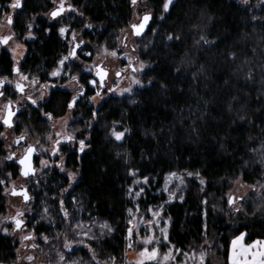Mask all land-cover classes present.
Masks as SVG:
<instances>
[{"label":"trees","instance_id":"obj_1","mask_svg":"<svg viewBox=\"0 0 264 264\" xmlns=\"http://www.w3.org/2000/svg\"><path fill=\"white\" fill-rule=\"evenodd\" d=\"M67 1L83 15L69 12L50 23L51 0H25L15 15L20 40L26 25H35V39L24 42L26 51L19 67L40 83L49 82L50 73L67 55L70 32L80 29L90 45L116 49L121 29H128L134 17L130 0ZM161 5L162 0H146L141 5L155 17L137 38L138 56L146 65L143 88L131 95L108 97L97 106L89 103V90L74 110L73 125L79 128L76 136L88 137L89 147L84 153L78 151L79 146L62 149L66 172L76 173L71 188L59 168L29 178L35 200L28 229L36 238L39 254L49 258L46 264H56L58 251L68 255L69 263L77 259L96 264L86 248L76 246L67 252L63 247L66 237L74 239L68 224L77 221L98 237L87 243L101 264L109 262L110 256L122 264L128 209L134 207L129 188L133 193L144 188L139 199L142 208L162 206V215L168 220V242L175 248L183 252L211 240L208 264H227L229 243L240 233H247V243L264 240V218L256 208L255 195L242 201V211L237 214L228 212L225 201L231 182L238 177L245 185L264 184V4L257 8L255 0L247 5L237 0H175L164 14L166 18L160 20ZM86 24L92 27L86 28ZM60 27L69 28L64 38L59 35ZM169 34L180 39L169 41ZM201 35L214 43L197 44ZM86 49L91 50L90 46ZM12 66L10 54L0 52V77L9 76ZM70 97L69 92L56 89L35 108L29 105L18 116L15 132L33 129L44 138L49 125L41 112L63 117ZM93 112L98 113L94 120ZM114 122L129 129L121 143L108 135ZM4 158L0 137V180L8 173L18 177L16 164ZM188 172H199L205 183L201 185ZM171 173L184 177L179 195L183 200L168 202L163 193L165 177ZM144 177L149 183H142ZM2 191L0 185V219L6 201ZM61 199L69 221L60 212ZM204 200L208 203H202ZM104 222L113 231L103 230L100 237L99 224ZM42 236L48 237V243ZM18 245L0 233V264H16Z\"/></svg>","mask_w":264,"mask_h":264},{"label":"snow or ice","instance_id":"obj_2","mask_svg":"<svg viewBox=\"0 0 264 264\" xmlns=\"http://www.w3.org/2000/svg\"><path fill=\"white\" fill-rule=\"evenodd\" d=\"M53 4L56 5V7L49 12L47 15L51 20H55L56 18L60 17L65 11H70V12H75L77 15H83L80 13L75 7L72 5H68L65 7V0H59V4H57V0H52ZM262 4H264V0H260ZM24 0H12V2L8 5L14 12L17 9H22L23 7ZM131 5L135 8L141 3L146 4V0H130ZM175 0H162V5H161V15L159 16L160 20H164L166 17L164 14L169 13L171 10V7L174 6ZM242 3L247 4L248 0H242ZM136 18L138 22H131L128 25V29H130V34L134 38H139L141 37L145 31L150 27L151 22L154 20V13L149 9L147 11H144L143 14L141 15L140 13H136ZM255 19V17H253ZM35 20V17L33 18ZM6 21L7 24L11 27L13 25V16L12 15H7L6 16ZM34 23L30 22L26 25V29L28 34L25 36V39H35V36L32 35V29L34 27ZM86 28H91V24H86ZM59 35L61 38H64L65 35L69 32V28L66 27H60L59 28ZM127 29H121V32H126ZM155 31V30H153ZM15 33L13 35H8V36H3L0 37V45H9V41L13 40ZM78 33L72 32V40L69 42L70 43V48L69 52L67 55H64L57 64V67L50 73V76L53 78L57 77H62V76H69L70 80L67 85H61V87H73L75 90V94L72 95L71 100L67 102L66 107L68 109V115L65 117H60L59 120L54 116L52 112H41V114L45 117L47 121L53 122L51 124V127L55 129L57 127V124L60 125L61 130L60 131H55V132H49L47 135V139L52 142L53 146L51 148V155L53 156H59L60 163L56 164V167L60 169L61 172H66V169L63 165V155L61 154V145H72L73 147L78 144V151L80 153H84L86 148L89 147V145L86 143L88 137H85L84 139H77L75 132H67L65 129L67 128L68 121L72 119V113L74 112L77 104L79 103L80 99L86 96V92L84 90V85L80 83V77L78 75H72L71 71L65 72L64 70L66 68H71L73 65L70 64V61H76L80 59V56L77 52L78 49H81V46L85 43L83 39H77ZM167 40L171 41L173 39L179 40V36H173L171 34L167 35L166 37ZM118 42H122L123 46L127 48V41H128V36L125 35L123 37V40L121 41L120 37H117ZM203 42L204 44H211L214 43V41L208 40L205 36L201 35L200 39L197 41V44L200 42ZM23 45L20 43H17L15 45V48H9V51L12 52L13 54V60L15 61L14 66L12 68V72L19 77V81H28L31 85H36L38 84V80L33 77L29 81V77L25 75L22 71L21 68L18 66L19 61L16 60V55H17V49L22 48ZM101 51L104 54L110 55L113 58H119V53L117 52L116 49H109L108 46L105 44L102 46ZM135 51V49H133ZM19 55L22 57L23 53H19ZM85 56H91V52H85ZM126 55V54H125ZM127 58V55H126ZM145 68V65L141 62L139 65V68L135 67L132 65L131 59H129V63L127 65V68H121L119 71L115 72V77L116 79L113 80L114 84H118V81L120 77L122 76V73L126 71L127 69H131V83L132 84H140V80L136 77L135 73L137 71H143ZM84 71L89 72L94 74L96 78L88 80L87 84L90 86L91 89L95 90L94 95L91 97H88L89 102L95 103L97 101L98 97H102L103 92L101 90H105L108 92H114L115 89L112 87H107L106 81L109 76V72L107 69L103 68L99 64H93L91 66H85ZM5 83L11 84L12 81L8 77H0V88L3 87ZM151 83V81H150ZM55 84H49V85H40V88L43 89L40 91L39 96L33 98L31 94L25 93V86L24 84L17 82L15 84V91L17 93H20L23 99L27 100L31 105L37 106L39 101L44 100L47 89L49 87H55ZM7 89L5 90H0V98H5ZM131 91V86L128 88H124L121 91V94L123 92H130ZM20 101L17 100L15 103H19ZM13 105L14 102L10 99H8L5 103L2 105V111L4 112V115L0 117V124L5 126L6 128H13V117L17 115V112H19V108L16 109V111H13ZM98 113L93 112L92 113V118L93 120L96 119ZM243 119V117H241ZM88 126H91V121H89ZM76 131H79L78 129ZM129 131V129L124 128L123 131H118L116 128V122L113 123L111 130L109 131L108 135L109 137H114L116 141H121L124 137L125 134ZM0 137H4L6 139V136L4 135L3 132H0ZM25 140V135L21 134L19 138H17L13 143L16 145H21V142ZM37 146H39L40 150L42 151H49L48 149L43 148V144L39 139L36 140L35 145L33 144H28L24 148V155L20 158H16L14 153H10L8 156H6L4 159L9 160V161H15L16 164L20 166L19 168V174L21 177L25 178L27 180L29 177L34 176L36 174V169L33 168L32 166V155L33 153L37 152ZM40 164L43 167H48V161L41 159ZM129 175L135 176V172H130ZM187 175L189 177L195 176L197 179H199V183L203 185L205 181L200 178L199 172L192 173L188 172ZM8 176L11 177L12 173H8ZM67 180L69 183V188H71L72 184L76 180V173L74 172H66ZM171 177H175V173L170 174ZM180 181V184H183V178L177 177ZM135 183L139 184L141 183L140 180L134 181ZM142 183L147 184L149 183L148 177H144ZM233 183L239 184L240 187H247L253 189L255 191L256 189L254 188L253 185H245L241 179L238 177L236 178ZM259 183V182H258ZM0 185H5L4 189V194L5 195H12V196H20L23 198V201L27 203L31 197L28 194V191L26 188L21 186V189L17 191L16 187L13 186L11 190L8 189L6 186L5 180H0ZM261 188H264V184H260ZM165 191H169L167 188V182L165 185ZM203 190V189H201ZM68 189H63L61 192V196H63L64 192H67ZM129 195H134L135 197H139L143 192L144 188H140L139 191H136L133 193V189L129 188L128 189ZM175 196L174 192H169V201ZM181 200H183V197H180ZM243 199V197H234L232 195H228L227 198V204L234 208L235 211L240 212L242 209L237 206V201ZM60 203V212L63 214V217L66 221L70 220V214L65 208V201L61 199L59 201ZM202 203L207 204L208 201L204 200ZM139 209H137L138 211ZM147 211L152 212L153 216H159V212L153 211V209L149 208ZM45 212H47V209H45ZM129 216H132V209H128ZM23 213L19 210H17L16 215L14 217H11V224L14 226L13 231L10 232L8 227H4L2 231L4 232L5 235H12L13 232L15 231H20L23 229L25 226V221L22 219ZM8 218H2L0 219V223L3 222V220H7ZM95 223V221H93ZM146 224H152V221H146ZM128 224L131 225L130 227L127 228V235L124 237V239L127 241L126 244V254L128 250H131L133 248V244H139L141 245V248L137 252L138 259L135 261V264H150L152 261H156L157 264H161V262L158 259L159 255V248L158 247H151L149 248V245L155 244H164L167 246L168 244V233L165 228H161V234L163 237V240H159L156 237L152 235H146L141 237L139 232L136 231L138 228V225H132V219H129ZM68 227L72 230L74 239H68L67 237L65 238L64 241V249L67 252H72L73 248L76 246H82L83 248H86L89 253L92 254L91 259L96 262V264H101V262L97 259L95 249L91 247L87 241H92L98 239V237L95 234H92V230L89 227L87 230H85V226L77 221L75 225L69 223ZM206 227V226H205ZM99 228L102 230L100 232V237H102L105 233L103 230H106L107 233H111L113 229L111 228L110 225H108L106 222L100 223ZM247 233H240L239 235L235 236L234 239L231 240V249L228 255V262L229 264H264V240H255L250 244L245 243V236ZM45 243H48V237L47 236H42L41 237ZM28 240H35V236H33L31 233H28L24 235L21 239V245L23 246L24 241ZM206 245H208L207 239H205L204 242ZM209 248H211V245H208ZM31 247L33 249H36L39 247L38 244L32 243ZM203 247V246H202ZM17 252L19 253V249H17ZM176 254L182 253V250L179 248L175 249ZM185 257H188L187 252L182 253ZM57 256L59 257V262H62V264H69V259L66 257V255L63 252H57ZM206 256L207 253L206 251H201L199 253V264H205L206 262ZM251 257V259H249ZM26 259L31 262L32 260L35 259L33 256H27ZM177 259V255L173 254L172 249L170 248L167 253L164 254L163 256V262H168L170 260L175 261ZM192 259H197V257L194 255ZM109 262L110 264H116V257L110 256L109 257ZM109 262H105V264H109ZM70 264H80L78 260H72L70 261ZM180 264H186V261L180 262Z\"/></svg>","mask_w":264,"mask_h":264},{"label":"rangeland","instance_id":"obj_3","mask_svg":"<svg viewBox=\"0 0 264 264\" xmlns=\"http://www.w3.org/2000/svg\"><path fill=\"white\" fill-rule=\"evenodd\" d=\"M237 1L241 4H244V3H242V0H237ZM51 2H52V0H51ZM249 2H250V0H248L247 4H249ZM58 3H59V0H57V4ZM247 4H244V5H247ZM68 5L69 4H65V6H68ZM141 5H142V3L134 8V17L132 19V22H138L136 15H135L136 13H140L142 15L144 11H147ZM260 5H262L260 0H255V6L258 8ZM54 6H56V5H54ZM16 13H17V10H15V12H14L9 7L8 12H5L4 14L1 15V17H0V37L13 35L12 27H10L7 24L6 16L7 15H15ZM72 32L78 33L77 39H83L85 41V43L83 44L84 48L77 50V52L80 56V59L76 60V61H70V64L73 66L70 69L66 68L64 71L67 72L70 70L72 75H78L80 77V83L82 85H84V87H88L89 85L87 84V80L88 79L91 80V79H94L96 77L94 76V74L84 71V68H85V66H91L93 64H99L103 68L107 69V71L109 72V76H108L107 81H106L107 87H112L115 89L114 92H108V91H106V89L101 90L103 92L102 97H98L97 101L95 103L89 102L90 104L97 106L103 100H105L108 97H122V96L131 95L135 89L143 88L142 83H140V84H132L131 83V78H130L131 77V69H127L126 71H124L122 73V76L120 77V79L118 81V84L113 83V80L116 79L115 72L119 71L121 68H127V65L129 63V59H131L132 65L137 67V68H139V65L141 63V60L139 59V56H138L137 38H134L131 36L130 29H127L126 32H122L120 35L121 41L123 40V37L125 35L128 36V41H127L128 46H127V48H125L123 46L122 42H118L116 50L119 49V50H117V52L119 53V58H113L110 55L104 54L101 51V48H102V46H104V44H100V45L91 44L90 45V43L85 38H83V31L82 30L79 29L78 31H72ZM72 32H70L68 35V46H69V48H70L69 42L72 40ZM27 34H28V32L25 33V35L21 38V40L15 34L13 37V40L9 41V45H7V46L0 45V51H1V49L4 48L10 54V57L13 61V65H14L15 61L13 60V54H12V52L9 51V48L10 47L15 48V45L17 43H20L23 45L22 48L16 50L17 51L16 60L19 61L18 66H20V63L23 60L24 54H25L24 42L33 40V39H25V36ZM87 46H90V48H91L90 51H88L86 49ZM133 49H135V51H133ZM21 52L23 53L22 57L19 55V53H21ZM68 52H69V50H68ZM68 52H67V54H68ZM85 52H91L92 55L91 56H85L84 55ZM125 54L127 55V58H126ZM122 61H123V63H122ZM145 69H146V65H145V68L143 69V71H137L135 73L136 77L140 80V82H141V76H142ZM87 75L90 77H88ZM9 79L12 81V83L11 84H8V83L4 84V88L6 87L7 89H10L9 95L5 94V98H0V117H2L4 115V112L2 111V105L8 99L12 100L14 102V105L16 106V109L19 108V111L22 113L27 111V107L29 105H31L27 100L23 99L21 94L14 93V91H15L14 85L17 82L24 84L25 93L31 94L33 96V98L39 96L40 91L43 90L40 88V85H49V84H55L56 85L55 88H58V89H60V88L65 89L67 92H69L71 97H72V95L75 94V90L73 87H71V86L61 87V85H67L69 83L70 77L66 76V75L62 76V77H57V78H53V77L49 76V82L38 83L34 86L31 85L28 81H19V77L16 76L15 74H13L11 77H9ZM31 79L32 78L29 77V81ZM53 79H54V82L52 81ZM50 80H51V82H50ZM38 82H39V80H38ZM129 86H131V91L130 92H123L121 94L122 89L128 88ZM89 88H90V86H89ZM51 90H52V87H49L47 89L44 100L39 101L38 105L45 102L49 98ZM92 91H93V89H92ZM71 97H70V99H71ZM17 100L20 101L18 104L15 103ZM73 113H72V117L74 116ZM67 115H68V111L66 112V114L63 117H65ZM17 118H15L13 120V124H14L13 128L9 129V128L4 127L2 124H0V126L2 127V132L6 136V139L4 137H1V139L4 143L5 157L8 156L10 153H14L16 158L22 157L24 155V148L28 144L35 145L36 140L39 139L41 141V143L43 144V148L48 149L49 151H42V150H40L39 146H37L38 156L36 159L37 163L35 164L36 174L33 177H29V178H35L36 176L40 175L41 173H44L45 171L49 170L50 168H58V167H56V164H59L61 161L59 159V156H53L50 154L53 144H52V142H50L47 139V135L49 132L60 131L61 130L60 125L57 124V127L55 129H53L51 127V124L53 122L48 121L49 128H48L47 135L44 138L38 136L34 132L33 129H29V130L25 129V130H23L17 134L15 132V125H16V121L18 120ZM57 120H59V118ZM73 124H75L74 117L68 121V125H67V128L65 130L67 132H75V135H77L79 131H76V130L77 129L79 130V128L75 127ZM116 128L118 131H123V129L119 125H116ZM21 134L25 135V140L21 142V145H16L15 143H13V141H15L17 138H19L21 136ZM126 134H125V136H126ZM111 138L114 141H116L114 139V137H111ZM124 138L121 141H116V142L121 143L124 140ZM66 147L67 148L69 147L72 150L74 148L76 149L78 147V144H76L75 147H73L70 144L66 145ZM41 159L48 161L49 166L43 167L40 164ZM64 160H65V158L63 159V164H64ZM11 162L16 164V162L14 160ZM16 165L19 169V165L18 164H16ZM63 173L66 175V172H63ZM175 174H176L175 177H171L169 174L168 176L165 177V180H164L162 190H163V193L166 195L167 201H169V192L175 193V196L171 199V201H173L174 199L180 198L179 195H180V192H181V189H182L184 183L180 184V181L177 177L183 178V181H184V177H183V175H181L179 173H175ZM29 178L27 180H25V178L20 176L19 170H18V177H16V178H13L12 176L9 177L7 174L5 179H3V180H5L6 186L8 187L9 190H11V188L13 186H15L16 189L21 188V186L26 188L30 194L31 199L27 203H25L22 201L21 197L11 196L10 194L5 195L4 194L5 185H1L2 190H3L2 191L3 195L6 197L5 213H4L2 218L6 217L8 219L3 220V222L0 223V233H1V235L12 237L15 241L18 242L19 253L17 252L16 264H46L47 261L49 260V258L46 256H43L42 254H39V247L36 249H33L31 247L32 243H36V238H35V240L24 241L23 246L21 245V239L24 235H26L28 233H31L33 235V233L28 229V221H29V217L33 213V205H34V200H35L34 194L30 190L31 182H30ZM166 182H167V188L169 191L164 190ZM231 183H232L231 188L225 196L226 207L228 209V212L230 214H237L238 213L237 211L234 210V208L230 207L227 204L228 195H232L234 197H243V199H240L237 201V206H239L241 208L242 201L247 199L251 194H254L256 199L258 200V206H256V208L261 209L260 215H261V217L264 218V188H261L260 185L258 184L256 186H254V188L256 190L253 191V189H251V188L240 187L239 184H235V183H233V181ZM137 191H139V190H137ZM141 197H142V194L139 197H135V196L133 197L134 207L131 208L132 209V216L131 217L129 216V219H132V225H138V228L136 229V231L139 232L141 237L146 236V235H152L159 240H163L160 229L165 228L167 230V233H168V220L166 218H164L162 215V206L161 205L155 206V207L149 206L146 208H142L141 205H139V199ZM149 208L153 209V211L159 212V216H153L152 212L147 211V209H149ZM137 209H139V210L137 211ZM17 210H19L23 213L22 219L25 221V226L23 227L22 230L13 232L12 235H5L4 232L2 231V229L4 227H8L10 232L13 231L14 226L11 224V217H14L16 215ZM146 221H152V224H146L145 223ZM130 226L131 225L128 224V227H130ZM87 229H88V227L86 226L85 230H87ZM126 235H127V231H126ZM207 241H208V245H211V248H209V246L206 245L204 243L205 242L204 241L198 247L187 248L186 251H183V252H187L189 254L188 257H185L182 254L183 252L180 254H176L175 253L176 248L173 245H171V243H169V242H168L167 246H165L164 244H155L154 243L153 245H149L148 247L149 248H151V247H158L159 248L158 259L161 262V264H165V262H163V256L165 253H167L169 251L170 248L172 249L173 254L177 255V259L175 261L170 260V261L166 262V264H180V262H182V261H186V264H199V253L201 251H206L207 256H206L205 264H208V258L211 256V252H212L211 249L213 248V242L209 239H207ZM126 243H127V241H126ZM140 248H141V245L133 244V248L131 250L127 251V254L125 255L124 262L122 264H135V261L138 259L137 252ZM194 255L197 257V259H195V260L192 259V257ZM27 256H33V257H35V259L32 260L31 262H29L26 259ZM66 257H68L67 254H66ZM68 259H69V257H68ZM73 260H77V259H73ZM79 262H80V264H83L81 261H79ZM56 264H62V262H59V257H57V259H56ZM150 264H157V262L152 261V262H150ZM210 264H218V263L210 261Z\"/></svg>","mask_w":264,"mask_h":264},{"label":"flooded vegetation","instance_id":"obj_4","mask_svg":"<svg viewBox=\"0 0 264 264\" xmlns=\"http://www.w3.org/2000/svg\"><path fill=\"white\" fill-rule=\"evenodd\" d=\"M25 1V0H24ZM12 2V0H9L8 1V3H5V4H1V1H0V17H1V15L2 14H4L5 12H8V5L10 4ZM24 4V3H23ZM53 4V3H52ZM59 4V3H58ZM65 4H69V2L67 1V0H65ZM56 6H54L53 5V7H52V9L49 11V12H51L54 8H55ZM65 7H67V6H65ZM20 9H17V12L19 11ZM67 13H69V11H65L60 17H58V18H56L55 20H57V19H60V18H62V17H66L67 15ZM16 15V14H15ZM15 15H12L13 16V25L11 26L12 27V32L13 33H15V34H17L16 33V31H15V27H14V21H15V18H16V16ZM47 19L49 20V22L51 23V22H53V21H55V20H51L50 18H49V16L47 15ZM83 36H84V34H83ZM82 48H84V45H82L81 46V49ZM68 50H69V46H68ZM117 50H119V49H117ZM2 51H5V52H7L4 48L3 49H1V51L0 52H2ZM25 51H26V48H25ZM8 53V52H7ZM25 55V54H24ZM122 60V59H121ZM124 61V60H123ZM123 61H122V63H123ZM14 66V65H13ZM13 66H12V68H13ZM14 73L13 72H11V74L9 75V76H4V77H11L12 75H13ZM88 76V75H87ZM88 77H90V76H88ZM88 80H90V79H88ZM87 80V81H88ZM53 82H54V79L52 80ZM50 82H51V80H50ZM39 83H40V81H39ZM16 84V83H15ZM5 89H7L6 87L4 88V85H3V87L2 88H0V90H5ZM56 89H58V88H55V87H52V90H51V92H53V91H55ZM14 90H15V85H14ZM58 90H62V91H66L65 89H63V88H60V89H58ZM84 90H85V92L86 93H89V90L90 91H92V89L91 88H89V86L88 87H84ZM9 91H10V89H7V91H6V94H8L9 95ZM51 92H50V94H51ZM14 93H17L16 91H14ZM92 93V95L94 94V90L91 92ZM18 94H20V93H18ZM91 95V96H92ZM50 96V95H49ZM90 96V97H91ZM82 99V98H81ZM71 100V99H70ZM32 107H36V106H33V105H31ZM14 107L16 108V106L15 105H13V109H14ZM22 112H18V114L15 116V118H17L20 114H21ZM14 118V119H15ZM13 119V120H14ZM66 147V145L64 146V145H62L61 146V153H62V149L63 148H65ZM67 148V147H66ZM37 156H38V152H37V155L33 158V164H34V167H35V164L37 163V161H36V159H37ZM20 168V167H19ZM18 189H21V188H18ZM17 189V190H18ZM28 191V190H27ZM28 194H29V192H28ZM29 196H30V194H29ZM19 197V196H18ZM22 198V197H21Z\"/></svg>","mask_w":264,"mask_h":264},{"label":"water","instance_id":"obj_5","mask_svg":"<svg viewBox=\"0 0 264 264\" xmlns=\"http://www.w3.org/2000/svg\"><path fill=\"white\" fill-rule=\"evenodd\" d=\"M146 32V31H145ZM13 111H16V108L14 107V109H13ZM17 114H18V112H17ZM15 117H13V119H14ZM5 127V126H4ZM37 155V152H35V153H33V155H32V158H31V160H32V166H33V168L35 169V167H34V164H33V158L35 157ZM20 167V166H19ZM31 177H33V176H31ZM20 189H18L17 191H19ZM12 196V195H11ZM20 197V196H19ZM22 201H23V198H22ZM24 202V201H23Z\"/></svg>","mask_w":264,"mask_h":264},{"label":"crops","instance_id":"obj_6","mask_svg":"<svg viewBox=\"0 0 264 264\" xmlns=\"http://www.w3.org/2000/svg\"><path fill=\"white\" fill-rule=\"evenodd\" d=\"M234 238H235V237H234ZM234 238H232V239H234ZM232 239H231V240H232ZM252 242H253V241H252ZM252 242L247 243V242L245 241L246 244H250V243H252ZM230 249H231V241H230L229 246H228L227 264H229V262H228V255H229ZM249 259H251V257H249Z\"/></svg>","mask_w":264,"mask_h":264},{"label":"bare ground","instance_id":"obj_7","mask_svg":"<svg viewBox=\"0 0 264 264\" xmlns=\"http://www.w3.org/2000/svg\"><path fill=\"white\" fill-rule=\"evenodd\" d=\"M147 31V30H146ZM17 166V165H16ZM19 170V169H18Z\"/></svg>","mask_w":264,"mask_h":264}]
</instances>
